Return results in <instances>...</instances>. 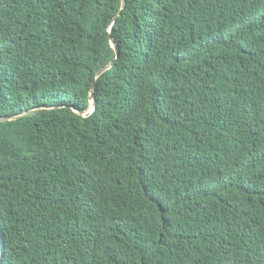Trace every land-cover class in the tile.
<instances>
[{
    "label": "trees",
    "instance_id": "16d2710c",
    "mask_svg": "<svg viewBox=\"0 0 264 264\" xmlns=\"http://www.w3.org/2000/svg\"><path fill=\"white\" fill-rule=\"evenodd\" d=\"M32 108L0 264H264V0H0V117Z\"/></svg>",
    "mask_w": 264,
    "mask_h": 264
},
{
    "label": "water",
    "instance_id": "95a60500",
    "mask_svg": "<svg viewBox=\"0 0 264 264\" xmlns=\"http://www.w3.org/2000/svg\"><path fill=\"white\" fill-rule=\"evenodd\" d=\"M123 5H124V0H121V8L123 7ZM113 19H115V17ZM113 19H112V21H113ZM111 44L114 46V40L112 38H111ZM114 61H115V59L111 60L106 65H104L99 71H97L96 75H99L104 70H106L109 67H111L113 65ZM90 99H91L90 108L93 110L94 107H95V97H94V93H93L92 88H91ZM40 109L41 108H32V109H27V110H25L23 112L14 113V114H11V115H5V116L0 117V121H4V120H7V119L17 118V117H19L21 115H24V114H27V113H32V112L38 111ZM1 258H2V253L0 252V261H1Z\"/></svg>",
    "mask_w": 264,
    "mask_h": 264
}]
</instances>
